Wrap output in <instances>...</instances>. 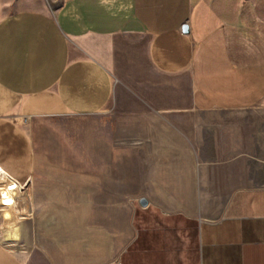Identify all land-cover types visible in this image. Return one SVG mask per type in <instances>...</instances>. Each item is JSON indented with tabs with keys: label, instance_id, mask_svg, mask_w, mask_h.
I'll return each instance as SVG.
<instances>
[{
	"label": "crops",
	"instance_id": "crops-1",
	"mask_svg": "<svg viewBox=\"0 0 264 264\" xmlns=\"http://www.w3.org/2000/svg\"><path fill=\"white\" fill-rule=\"evenodd\" d=\"M117 96L140 106L141 132L172 133V152L141 155L147 205L130 202L115 264H264V187L244 185L251 137L228 123L220 147L236 155L200 156L190 122L264 111V0H0V264H56L27 244L39 120L96 115ZM20 216V242L3 240Z\"/></svg>",
	"mask_w": 264,
	"mask_h": 264
},
{
	"label": "rangeland",
	"instance_id": "rangeland-1",
	"mask_svg": "<svg viewBox=\"0 0 264 264\" xmlns=\"http://www.w3.org/2000/svg\"><path fill=\"white\" fill-rule=\"evenodd\" d=\"M118 99L96 115L48 117L36 125L39 172L27 244L35 251L50 249L56 264H115L132 236L130 202L146 192L141 155L172 152L171 132H141L140 106ZM191 121L204 141L198 155L220 159L236 155V149L220 147L225 127L243 124L252 140L245 148L250 180L244 185L264 187V111L200 112ZM150 135L160 142L147 152L142 146Z\"/></svg>",
	"mask_w": 264,
	"mask_h": 264
},
{
	"label": "bare ground",
	"instance_id": "bare-ground-1",
	"mask_svg": "<svg viewBox=\"0 0 264 264\" xmlns=\"http://www.w3.org/2000/svg\"><path fill=\"white\" fill-rule=\"evenodd\" d=\"M22 230H24V228H23V221L20 216L16 220H14L13 223H10L9 225L2 227L1 235L3 240L5 241L16 240L20 242V240L22 239Z\"/></svg>",
	"mask_w": 264,
	"mask_h": 264
},
{
	"label": "water",
	"instance_id": "water-1",
	"mask_svg": "<svg viewBox=\"0 0 264 264\" xmlns=\"http://www.w3.org/2000/svg\"><path fill=\"white\" fill-rule=\"evenodd\" d=\"M187 29H188V26H187V24H184V26L182 27V30H181V32H186L187 31ZM137 204H140V205H142V206H146L147 205V202H146V199L145 198H143V196H141V197H139V199H138V201H137Z\"/></svg>",
	"mask_w": 264,
	"mask_h": 264
},
{
	"label": "built area",
	"instance_id": "built-area-1",
	"mask_svg": "<svg viewBox=\"0 0 264 264\" xmlns=\"http://www.w3.org/2000/svg\"><path fill=\"white\" fill-rule=\"evenodd\" d=\"M3 179H4V177H2V178L0 177V187L5 185V183H4L5 181ZM0 199L2 200L1 196H0Z\"/></svg>",
	"mask_w": 264,
	"mask_h": 264
}]
</instances>
